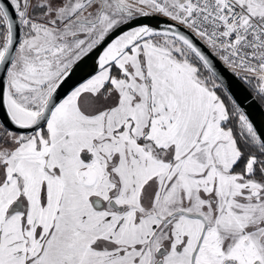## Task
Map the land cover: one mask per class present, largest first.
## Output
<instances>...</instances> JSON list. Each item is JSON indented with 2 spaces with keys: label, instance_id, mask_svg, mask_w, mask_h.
Instances as JSON below:
<instances>
[{
  "label": "snow or ice",
  "instance_id": "6c2138e0",
  "mask_svg": "<svg viewBox=\"0 0 264 264\" xmlns=\"http://www.w3.org/2000/svg\"><path fill=\"white\" fill-rule=\"evenodd\" d=\"M264 0H0V264H264Z\"/></svg>",
  "mask_w": 264,
  "mask_h": 264
},
{
  "label": "water",
  "instance_id": "95a60500",
  "mask_svg": "<svg viewBox=\"0 0 264 264\" xmlns=\"http://www.w3.org/2000/svg\"><path fill=\"white\" fill-rule=\"evenodd\" d=\"M250 116L257 123V125L264 123V112H262L259 108L252 109L250 111Z\"/></svg>",
  "mask_w": 264,
  "mask_h": 264
}]
</instances>
